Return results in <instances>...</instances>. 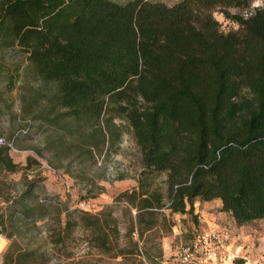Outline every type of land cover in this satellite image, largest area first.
Returning a JSON list of instances; mask_svg holds the SVG:
<instances>
[{"label": "rangeland", "instance_id": "rangeland-1", "mask_svg": "<svg viewBox=\"0 0 264 264\" xmlns=\"http://www.w3.org/2000/svg\"><path fill=\"white\" fill-rule=\"evenodd\" d=\"M186 1L140 0L136 9L159 6L143 22L132 14L133 43L113 38L116 56L136 64L120 72L76 59L112 60L98 33L66 48L68 3L0 0V264H163L211 226L228 231L232 264H264V142H247L264 108L245 123L264 101V8ZM176 7L170 22L161 8ZM143 24L158 37L144 41ZM180 48L191 58L181 69ZM154 82L167 94L151 95Z\"/></svg>", "mask_w": 264, "mask_h": 264}, {"label": "trees", "instance_id": "trees-1", "mask_svg": "<svg viewBox=\"0 0 264 264\" xmlns=\"http://www.w3.org/2000/svg\"><path fill=\"white\" fill-rule=\"evenodd\" d=\"M43 1H47V0H43ZM198 1L199 0H191L194 6L198 5ZM64 2L70 5V8L66 10L65 12L69 17L63 18L62 20L63 35L61 38H63L64 43L67 45L66 48H68V46L69 47L78 46L79 42L81 41L83 37L84 30L88 29L91 31V33H98V44L100 45L102 49H105L109 54L112 55V58H111L112 60L108 61L106 60V58H103L101 56H96L90 53L81 52L80 54H75L76 59L81 60V61L82 60L90 61V62L92 61L96 63V64L92 63L91 65V67H93L94 69H99L101 64L97 62L100 60L102 61L104 60L108 65H117L118 63L119 65L118 69L120 72H122L124 68H125V72L130 70L131 67L129 65H133V66L136 65L134 59L124 60L116 56L117 54L113 49L114 48L113 38L115 37V35L117 36L127 35V40L130 43H133L136 34H135V30L133 26L131 25L132 14L135 12V10H137V12L141 14L139 16V21L143 22L144 20L141 17L147 14V12H150L149 11L150 8L148 6H159V5L153 4V3H143L141 4L142 7L136 9L137 6L140 4V0H132L123 7H119L108 0H66V1L57 0L58 5H62L64 4ZM182 4L183 6H185L186 4H188V2L184 0ZM177 7L174 9L161 8V11L164 12L165 14L164 16L170 22H171L169 18L170 13L177 11L176 10ZM21 22H22V19H21ZM143 25H144V28H143L144 29L143 30L144 41L147 40L148 38L150 39L148 41H151L152 40L151 37H158L159 33L156 30H154L150 26H147L146 24H143ZM168 34L175 35V32L170 31ZM223 50L227 52L226 49H223ZM185 54H186L185 50L183 48H180L178 52L173 53V55L171 56V57H176V58H182L184 60L183 61L184 63L181 62V64L179 65L178 67L179 69H181L183 66L190 65L191 58L189 56L187 58ZM211 57H212V54H209L208 51H202L200 55H198L197 58L199 60L205 61V63L209 62L210 63L209 65H214L211 60L212 59ZM243 65H245L243 67V71L244 70L249 71L250 69L251 71L258 72L260 70L257 66L258 64H251V65H256V66H252L251 68L248 66L249 65L248 62H245V63L243 62ZM193 66L196 67L195 65ZM57 67H58V72H60V65H58ZM156 67L158 68L157 65H155V68ZM160 69L163 71L162 68ZM225 70L226 68H224L222 72H224ZM147 77L148 79H150V76H147ZM171 77H172L171 79L175 81L176 83H178V81L181 78V76L179 75V72H177V74L172 73ZM151 86L155 88V89H153L152 87L148 88L149 89L148 91L151 95H156L161 92L162 93L164 92L167 94V88L164 86V84L158 85L156 82H154V83H151ZM222 94L223 92H221V90L220 91L218 90L216 92L217 97L222 96ZM167 96H170V95H166L165 97L166 99H164L163 101L165 103V104L163 103L164 107L175 110L174 102L171 103ZM164 107L162 106V108ZM263 108H264V101H259L257 108H255L252 111L251 110L249 111L250 114L247 116L245 123L249 125V123L252 121L262 119L261 110ZM219 119L220 118H218L217 121ZM254 141L264 142V129L256 133H252L247 138V142H254ZM236 144L237 143H235V141L229 140V141H226L224 144H222L220 148H224L226 146L236 145ZM201 166H204V165L201 164ZM133 209L136 211V213L139 212L138 206H134Z\"/></svg>", "mask_w": 264, "mask_h": 264}, {"label": "built area", "instance_id": "built-area-1", "mask_svg": "<svg viewBox=\"0 0 264 264\" xmlns=\"http://www.w3.org/2000/svg\"><path fill=\"white\" fill-rule=\"evenodd\" d=\"M229 240L226 229L207 227L180 245L163 264H232L235 255L227 249Z\"/></svg>", "mask_w": 264, "mask_h": 264}, {"label": "clouds", "instance_id": "clouds-1", "mask_svg": "<svg viewBox=\"0 0 264 264\" xmlns=\"http://www.w3.org/2000/svg\"><path fill=\"white\" fill-rule=\"evenodd\" d=\"M169 7H171V5H169ZM249 7L252 10L264 8V0H251V4H250ZM229 11L231 12L232 15H235L236 14V10H234V9H231L230 8ZM254 14H255L254 11H252L251 13H249L246 10L245 13H244V15H243V19L247 20V19L250 18V15H254ZM212 16H213V19L216 20V21H223L224 20V15H223L222 12L214 11L212 13ZM231 23L233 24V27L236 30H239L240 25H239L238 22L232 21ZM4 243H5L4 238L3 237H0V250H2Z\"/></svg>", "mask_w": 264, "mask_h": 264}]
</instances>
